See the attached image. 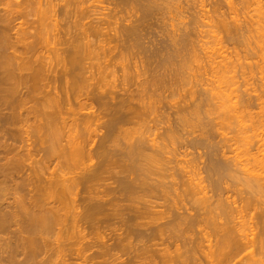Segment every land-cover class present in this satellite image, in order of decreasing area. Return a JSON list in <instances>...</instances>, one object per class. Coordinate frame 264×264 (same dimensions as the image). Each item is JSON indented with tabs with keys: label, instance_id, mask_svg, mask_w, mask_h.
I'll use <instances>...</instances> for the list:
<instances>
[{
	"label": "bare ground",
	"instance_id": "1",
	"mask_svg": "<svg viewBox=\"0 0 264 264\" xmlns=\"http://www.w3.org/2000/svg\"><path fill=\"white\" fill-rule=\"evenodd\" d=\"M226 2L0 0V264H264V5Z\"/></svg>",
	"mask_w": 264,
	"mask_h": 264
},
{
	"label": "rangeland",
	"instance_id": "2",
	"mask_svg": "<svg viewBox=\"0 0 264 264\" xmlns=\"http://www.w3.org/2000/svg\"><path fill=\"white\" fill-rule=\"evenodd\" d=\"M197 1H199L200 3H199V2H196V1H193V0H189L188 5L185 6L187 10L184 9V8H185L184 5L182 6L183 9H182V7H181L182 10L179 9V10L182 12V14H185L184 12L186 11V14H185L186 18H185L184 20H183V18H182L184 15H183V16H182V15L180 16L179 14H177V13H179V11L175 10V8L172 9V13H173L172 17H175V18H176V16H177V18L175 19L176 21H177V19L179 20L180 18H182V19H180L181 22H180V23L178 22L179 24H181L183 21H185V22L187 23V22H189L191 19H192V20H193V19H197V18L199 19V17H201V16L204 14V13L201 12V9H204V8H203L204 6L206 7V8H205L206 10H204V11H206V12H207L208 10H209V11L212 10L213 7L215 6V4H217V3H219V4H217V5H220V8H221V9H222V7H224V5H225V7L227 6V2H226V0H203V1H202V0H197ZM201 1H202V4H201ZM223 1H224V2H223ZM258 1L261 3V5H262V4L264 5V0H258ZM179 2H180V1H179ZM181 2H184V0H181ZM203 2H204V5H203ZM195 3H196V4H195ZM213 4H214V6H213ZM223 4H224V5H223ZM250 4H251V3H250ZM201 5H202V7H201ZM222 5H223V6H222ZM263 5H262V6H263ZM188 6H190V7H188ZM198 7H201V8H198ZM255 7H256L255 5H250V8H249V9L251 10V9H253V8H255ZM211 8H212V9H211ZM198 9H199V10H198ZM226 9H227V8H223L222 11H223V10L225 11ZM174 10H175V11H174ZM184 10H185V11H184ZM188 10H189V11H188ZM173 11H174L176 14H175ZM195 11L197 12L198 15L196 14ZM202 11H203V10H202ZM170 12H171V11H170ZM194 12H195V13H194ZM200 12L202 13V15H201ZM199 13H200V15H199ZM252 13H253V12H252ZM167 14H168V12H167ZM194 14H195V15H194ZM211 14H212V12H211ZM174 15H175V16H174ZM178 16H180V18H179ZM185 16H184V17H185ZM190 16H191V17H190ZM196 16H197V17H196ZM169 17H170V16H169ZM169 17L167 16L168 20L171 21L173 18L170 17V19H169ZM192 17H193V18H192ZM171 18H172V19H171ZM201 18H203V17H201ZM186 19H187V20H186ZM188 19H189V20H188ZM168 20L166 19L167 23H169ZM175 20L173 19V21H175ZM182 20H183V21H182ZM199 20H201V22H202V20H204V19H199ZM199 20H198V21H199ZM185 22H183V23H185ZM199 22H200V21H199ZM199 22H196V24L198 23L196 26H197V27L200 26V28L202 29V26H201V24H199ZM201 22H200V23H201ZM175 23H177V22H175ZM198 25H199V26H198ZM181 27H183V26L181 25ZM204 29H205V28H203V31H206V29H205V30H204ZM207 29H208V28H207ZM198 30H200V29H198ZM201 31H202V30H201ZM221 36H222V35H221ZM194 37H195V36H194ZM208 37H209V38H208ZM219 37H220V36H219ZM194 39H195V38H194ZM199 39H201V38H199ZM202 40H203V39H202ZM195 41H197V40H195ZM204 41H205V42L208 41V44H209L208 47H210V42H212L213 39H212V37L207 36V37H205ZM209 41H210V42H209ZM212 43H214V44H212ZM212 43H211V44H212V48H213V49H211V50H213V51L218 50V47L220 48V47L223 45V44H221V45H217V46H216V44H215L214 41H213ZM213 45L216 46V47H213ZM225 45H226V43H224V45L220 48V50H219L220 52L218 51L219 53H222V52L225 53L226 50L228 51V49H229V51H230V49H231L230 45L227 44L226 47H225ZM214 48H215L216 50H215ZM223 48H224V49H223ZM255 49H256V48H255ZM222 50H224V51H222ZM231 50H232V49H231ZM229 51H228V52H229ZM216 52H217V51H216ZM228 52H226V53H228ZM230 52H231V51H230ZM230 52H229V53H230ZM189 61H190V60H188V62H189ZM193 61H194V60H193ZM209 61H210V62H209ZM211 61H212V60H208V61H207V60H198V61L195 60V62H193V63H192V61H190L189 65H187L188 62L185 60V62H187V64L185 65V67H186V66H187V67L190 66V67H188V69L191 68V67L194 65L193 68L189 69L187 73L190 72V74H191L192 72H194V71H193L194 69H197V71H196V73H197V72L199 71L200 66H201V68H202V66H203V65H207V63H208V65H210L209 63H211ZM213 61H214V62H215V61H217V62H219V61L222 62L223 60H213ZM226 61H228V60H226ZM230 61H233V60H230ZM259 61H260V62H259ZM185 62H184V64H185ZM228 62H229V61H228ZM235 62H237V63H238V62H241V63L244 65V67L246 66L248 69H250V67H252V68L254 67V68H253V71H254V72H252V74L255 73V72L257 71L255 74H253V76H255V77H254L255 80H254V79H251L252 81L254 80V82H250V83H254V84H252V85L250 86L251 88L254 87V89H256V88L258 89L259 87L262 86V83H263V85H264V80L261 79V78L264 77V76H262V75H264V60H255V59H254V60H236ZM257 62H259V63H257ZM241 63H240V64H241ZM245 63H246V64H245ZM256 63H257V64H256ZM191 64H192V65H191ZM238 64H239V63H238ZM242 64H241V65H242ZM259 64H260V65H259ZM182 65H183V63H182ZM197 65L199 66V68H195V67H198ZM208 65H207V66H208ZM251 65H252V66H251ZM183 66H184V65H183ZM187 67H186V68H187ZM257 67H258V68H257ZM186 68H185V70H186ZM201 68H200V69H201ZM203 68H204V69H203L204 72L202 71V69L199 71V72H202V79H204L205 76H206V77L208 76V77L211 78V75H209V74H210V73H209L210 71H208V72L206 71V72H207L206 74L209 73L208 75L205 74V69L207 70V67H206V66H203ZM209 68H210V67L208 66V70H210ZM190 70H191V71H190ZM251 70H252V69H251ZM259 70H260V71H259ZM262 70H263V71H262ZM186 71H187V70H186ZM261 71H262V72H261ZM259 72H260V73H259ZM187 73H186V74H187ZM203 73H204V74H203ZM197 74H198V73H197ZM197 74H196V75H197ZM204 75H205V76H204ZM185 76H186V75H185ZM187 76H188V75H187ZM261 76H262V77H261ZM183 77H184V75H183ZM185 78H186V77H185ZM185 78H184V79H185ZM188 78H189V77H188ZM259 78H260V79H259ZM182 79H183V78H182ZM191 79H193V75L191 76ZM200 79H201V77H200ZM205 79H206V78H205ZM205 79H204V80H205ZM186 80H187V79H186ZM193 80H194V79H193ZM191 81H192V80H191ZM236 81H237V82H241V81H242V78L238 77V79L235 80V82H236ZM261 81H263V82H261ZM184 82H185V80H184ZM184 82L182 81V82L178 83L179 85H175V86H174V88H175L176 90L178 89V91H176V93H177L176 96L174 95V97H176V98L173 97V101H171V103H173L175 106H176V102H177V101H178V102H182V101H183V100H182V97L184 96L183 93L186 92L185 95H187V91H188V90H189V92H190V91L193 90V88H195V90L197 89V85L192 84V83H194V82H190V81H189V82L191 83V85H190L191 87H190L188 84H186V82H185V84L183 85ZM187 82H188V80H187ZM189 82H188V83H189ZM200 84H201V83H200ZM257 84H258V86H256ZM186 85H187V86H186ZM194 85H195V87L192 88V86H194ZM177 86H178V87H177ZM181 86H182V87H181ZM185 86H186V87H185ZM180 87H181L182 89H180ZM184 87H185V89L188 87V88H187L188 90L186 89V91H185V90H184ZM250 87H249V88H250ZM262 87H264V86H262ZM189 88H190V89H189ZM198 89H200V88H198ZM198 89H197V90H198ZM260 89H261V88H259V90H260ZM182 90L185 91V92H183ZM179 91H180V92H179ZM178 92H179L180 94H179ZM181 93H182V94H181ZM179 95H180V96H179ZM178 96H179V97H178ZM184 97H185V96H184ZM171 100H172V99H171ZM174 100H175V101H174ZM181 100H182V101H181ZM166 109H167V110H166ZM166 109H165V110H166L167 113H165V114H168V113L171 114V113H173V110H175V108H172L173 110H172L171 108H170V109L166 108ZM214 109H215V108H213V109H212L213 111H211V112L214 113L215 116H214L212 113H211V114H212L211 116L209 115L210 113L207 114V115L209 116V118H210V119H208V121H207L208 116H207L206 114L202 113V114H201L202 116L199 117V120H201L202 122H204V121H205V122H209V120H211V121L214 120V121H213L214 123H212L211 121H210V122H211L212 124H216V123H217V124H220V123H221V122H220L221 120H219V119L217 120V118H220V115H218L219 117H217L216 114H219V113L221 112V110H214ZM254 109H255L256 111L259 112V109H258V108H254ZM254 109H253L252 111L255 112V113H257L256 111H254ZM158 110H159V112H157ZM158 110L156 111V112L158 113V115H160V114L163 113V112H162V111H163L162 109H158ZM168 110H169L170 112H169ZM216 111H217L218 113H216ZM161 112H162V113H161ZM215 113H216V114H215ZM169 114H168V115H169ZM203 114L206 115V118H205V116H204ZM220 114H222V113H220ZM156 115H157V114H156ZM192 117H194V116H192ZM192 117L190 116V117H189V120H191ZM212 117H214V118L211 119ZM196 119H197V117H196V118H192L191 122L188 121V123H186V125H185V128H187V129H186V132L184 131L185 128L182 129V130H183L182 132H185L186 135H187L189 132H190L189 134H192L194 131H197V130H198V128H197L198 125H197V124H198L199 122H198V119H197V120H196ZM205 119H206V120H205ZM193 120H194V121H193ZM223 120H224V118H223ZM201 121H200V122H201ZM216 121H217V122H216ZM205 122H204V123H205ZM215 122H216V123H215ZM219 122H220V123H219ZM226 122H227V123H226ZM226 122H225V121H222L223 125H224V123H226V124H225L226 126H225V125L223 126L222 124H220L219 126L215 125V126H217V127H215L216 130L218 129V132H219V134H218V132H216V134H217L218 137L220 136L219 138H217V136L215 135V136H216V140L214 139L215 141H217V142L220 141L222 135H223L222 138H223V137H226V138H227V136H228V137L230 136L229 138L234 137V135L236 134L235 130H236V131L239 130V128H238V127H239L238 123L236 124V122H233V124H232V123L228 124V121H226ZM153 124H154V123H151V125H153ZM187 124H188V125H187ZM193 124H194V125H193ZM195 124H196V125H195ZM231 124H232V125H231ZM196 126H197V127H196ZM229 126H230V127H229ZM192 127H193V128H192ZM224 127H225V128H224ZM219 128H220V129H219ZM228 128H229V129H228ZM236 128H237V129H236ZM195 129H196V130H195ZM221 129H222V131H221ZM190 130H191V131H190ZM192 131H193V132H192ZM224 131H225V132H224ZM182 132H178V133L180 134V135H177V136H176V137H178V138H175V137L173 138V139H174V142H173V143H174V146H173L172 148H173V150H174V149H175V150H174V152H173V151H172V152L175 153V154L178 153V152L176 151V150H178V149H179V151H182V152H183V150H180V148H179L180 146L178 145V144H180V142H179L180 138H179V137L182 135ZM191 132H192V133H191ZM220 132H221V133H220ZM229 132H230V133H229ZM233 132H234V133H233ZM185 133H184V134H185ZM214 133H215V132H214ZM226 133H228V134L226 135ZM225 135H226V136H225ZM231 135H232V136H231ZM191 136H192V135H191ZM181 137H182V136H181ZM189 138H191V137H189ZM258 138L260 139V137H258ZM258 138H257V137H254V142H255L256 140H258ZM223 139H224V138H223ZM177 140H178V141H177ZM180 141H181V140H180ZM175 142H176V143H175ZM214 143H215V142H214ZM176 144H177V145H176ZM241 144L243 145V143H241ZM241 144H240V142H239L238 145H237L236 147L240 146ZM241 148H242V147H240V149H241ZM175 151H176V152H175ZM256 151H257V150L254 149V150H252V153H250V154H253V153H255ZM188 152H191V153H192L191 149H189ZM193 153H194V152H193ZM186 159H187V158H186ZM191 159H192V155H191L190 157H188V160H191ZM202 175H203V174H202ZM202 175H201V176H202ZM204 176H205V174H204L202 177H204ZM205 184H206V183H205ZM206 185H208V183H207ZM229 194L233 197V194H232V193H229ZM234 198H235V194H234ZM236 198H237V197H236ZM238 203H239V200H238ZM254 221H255V220H254ZM252 222H253V220H252ZM255 222H256V221H255ZM255 222H254V223H255ZM256 232H257V231H256ZM107 233H109V231H108ZM107 233H105V234H107ZM105 240H106V239H105ZM103 241H104V240H103ZM119 253H120V252H119ZM119 253H118L117 256H121V253H120V255H119ZM123 257H124V256H123ZM124 258H126V257H124ZM122 259H123V258H122Z\"/></svg>",
	"mask_w": 264,
	"mask_h": 264
}]
</instances>
